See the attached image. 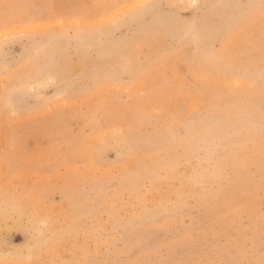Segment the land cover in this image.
Masks as SVG:
<instances>
[{
	"label": "rangeland",
	"instance_id": "rangeland-1",
	"mask_svg": "<svg viewBox=\"0 0 264 264\" xmlns=\"http://www.w3.org/2000/svg\"><path fill=\"white\" fill-rule=\"evenodd\" d=\"M0 100V264H264V0H0Z\"/></svg>",
	"mask_w": 264,
	"mask_h": 264
},
{
	"label": "bare ground",
	"instance_id": "bare-ground-1",
	"mask_svg": "<svg viewBox=\"0 0 264 264\" xmlns=\"http://www.w3.org/2000/svg\"><path fill=\"white\" fill-rule=\"evenodd\" d=\"M93 26H94V25H93ZM94 30H95V29H94ZM2 35H3V34H2ZM46 45H48V44H46ZM51 46H52V44H51ZM78 46H79V45H78ZM82 46H83V45H82ZM41 47H42V46H41ZM110 47H111V46H110ZM114 47H115V46H114ZM36 48H37V47H36ZM51 48H52V47H51ZM50 52H51V51H50ZM42 53H43V52H42ZM83 60H84V59H83ZM74 65H75V64H74ZM69 66H71V65H69ZM69 66H68V67H69ZM72 66H73V65H72ZM72 66H71V67H72ZM76 67H77V65H76ZM76 67H74V68L76 69ZM74 68L71 69V70L73 71ZM58 74H59V72H58ZM64 74H65V72H64ZM47 75H48V74H47ZM55 75H56V74H55ZM61 75H63L62 71H61ZM61 75H58V77L61 76ZM56 76H57V75H56ZM55 79H57V78H55ZM35 83H36V82H35ZM13 93H14V92H13ZM21 93H22V92H21ZM0 102H1V100H0ZM12 112H13V111H12ZM1 117H2V115H1ZM3 120H4V119H3ZM6 122H7V121H6ZM5 124H6V123H5ZM5 126H6V125H5ZM124 148H126V147H124ZM136 153H137V152H136ZM137 154H139V153H137ZM188 154H189V153H188ZM188 154H187V156H188ZM139 155H140V154H139ZM127 156H129V155H127ZM130 157H131V155H130ZM135 158H136V157H135ZM123 162H124V161H123ZM132 163H133V162H132ZM131 165H132V164H131ZM111 166H112V165H111ZM112 167H113V166H112ZM163 168H164V167H163ZM165 168H166V167H165ZM192 170H193V168H192ZM158 172H159V171H158ZM166 172H167V171H166ZM190 172H191V171H190ZM159 173H160V172H159ZM180 173H182V172H180ZM167 175H168V174H167ZM185 175H186V173H185ZM164 176H165V174H164ZM187 176H188V175H187ZM162 177H163V176H162ZM157 180H158V179H157ZM180 181H181V180H180ZM190 181H191V180H190ZM137 182H138V181H137ZM184 182H185V181H184ZM187 182H189V181H187ZM134 184H135V181H134ZM134 184H133V185H134ZM151 184H152V183H151ZM190 184H191V183H190ZM190 184H189V185H190ZM197 184H198V183H197ZM199 184H200V183H199ZM202 185H203V184H202ZM193 186H194V185H193ZM202 187H203V186H202ZM202 187H201V188H202ZM192 188H193V187H192ZM194 188H195V187H194ZM159 189H160V188H159ZM198 189H199V187H198ZM139 190H140V188H139ZM202 191H203V190H202ZM124 192H125V191H124ZM136 193H137V192H136ZM136 193H135V194H136ZM200 193H201V191H200ZM138 194H139V193H138ZM125 195H127V194H125ZM116 196H117V195H116ZM125 197H126V196H125ZM125 197H124V198H125ZM131 197H132V196H131ZM135 197H136V196H135ZM137 197H138V196H137ZM142 197H143V196H142ZM126 198H127V197H126ZM133 198H134V197H133ZM10 199H11V198H10ZM113 199H114V198H113ZM138 199H140V198H138ZM116 201H118V200H116ZM140 201H141V199H140ZM12 202H13V201H12ZM126 202H127V201H126ZM132 202L135 203L136 201H132ZM146 202H147V201H145V203H146ZM120 204H122V203H120ZM123 205H124V204H123ZM130 205H131V204H130ZM146 205H147V204H146ZM146 205H144V206H146ZM3 206H4V205H3ZM132 206H133V205H132ZM135 206H136V205H135ZM4 207H5V206H4ZM149 210H150V209H149ZM2 211H3V209H2ZM37 211H38V210H37ZM129 211H130V210H129ZM2 213H3V212H2ZM4 213H5V212H4ZM31 214H32V213H31ZM136 214H137V213H136ZM139 214H141V213H139ZM153 214H154V213H153ZM155 214H156V213H155ZM0 216H1V214H0ZM135 216H136V215H135ZM139 218H140V217H139ZM1 219H2V218H1ZM140 219H141V218H140ZM141 220H142V219H141ZM55 238H57V237H55ZM42 239H43V238H42ZM49 240H50V239H49ZM49 240H48V241H49ZM52 240H53V239H52ZM140 240H141V239H140ZM42 241H43V240H42ZM44 242H45V241H44ZM44 242H43V243H44ZM46 242H47V241H46ZM39 243H40V242H39ZM39 243H38V244H39ZM46 244H47V243H46ZM34 245H35V244H34ZM42 245H43V244H42ZM56 245H57V244H56ZM47 246H48V245H47ZM41 247H42V246H41ZM36 248H37V247H36ZM41 249H42V248H41ZM36 251H37V250H36ZM17 255H18V254H17ZM18 257H19V256H18ZM17 259H18V258H17ZM19 260H20V259H19Z\"/></svg>",
	"mask_w": 264,
	"mask_h": 264
}]
</instances>
